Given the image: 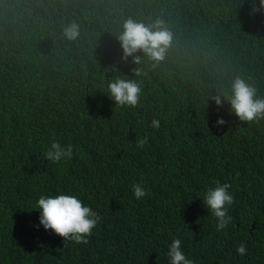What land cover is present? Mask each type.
<instances>
[{
	"label": "trees",
	"instance_id": "trees-1",
	"mask_svg": "<svg viewBox=\"0 0 264 264\" xmlns=\"http://www.w3.org/2000/svg\"><path fill=\"white\" fill-rule=\"evenodd\" d=\"M259 3L0 0V264H169L173 239L194 264H264V120L242 123L211 100L230 96L237 77L264 98ZM130 18L164 21L172 41L162 61L121 59ZM117 77L139 84L138 107L109 99ZM53 140L72 144V158L46 160ZM216 181L235 197L221 232L202 201ZM61 193L101 216L87 245L39 224V197Z\"/></svg>",
	"mask_w": 264,
	"mask_h": 264
},
{
	"label": "clouds",
	"instance_id": "clouds-1",
	"mask_svg": "<svg viewBox=\"0 0 264 264\" xmlns=\"http://www.w3.org/2000/svg\"><path fill=\"white\" fill-rule=\"evenodd\" d=\"M261 8H264V0H260L258 7L252 8L251 14L259 12ZM64 34L67 39L76 40L79 36V26L75 23L71 24L65 28ZM119 41L123 53L121 59L125 63H128L131 57L132 64H140L142 57L139 53L158 63L164 59L166 50L171 45L172 33L161 19L146 26L143 22H136L130 18L124 23V31L119 36ZM133 72L136 76L141 74L139 69H133ZM141 94V87L135 80L117 77L107 85V95L118 108L138 107ZM211 100L218 110L227 101L230 106L229 114H234L242 123L252 125L264 120V98H258L257 89L240 77L232 82L230 96L217 95L211 97ZM225 124L227 121L223 117L217 118V126ZM151 127L159 129L160 120L154 118L151 121ZM147 143V137L136 141L137 147L141 149ZM72 154V144L64 146L59 141L53 140L45 151L44 158L55 164L64 159H71ZM214 183L215 187L206 190L202 201L210 215L217 221L216 231L221 232L232 222L233 218L228 213L229 208L235 203V197L229 191L232 188L230 183L221 184L219 181ZM133 194L137 200H142L149 193L138 183L133 185ZM34 210L40 212L39 224L46 231L51 230L55 235L63 238L65 243L87 245L93 229L102 222L98 212L84 205L77 196L70 194L42 195ZM247 251L245 243H240L236 248V253L242 257L247 254ZM167 257L169 264H194V260L184 253L180 239L172 240L168 246Z\"/></svg>",
	"mask_w": 264,
	"mask_h": 264
}]
</instances>
